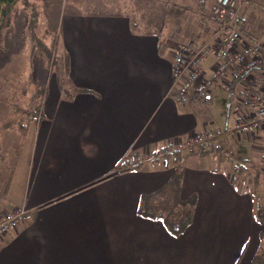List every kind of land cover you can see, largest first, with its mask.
<instances>
[{
    "label": "crops",
    "instance_id": "0c3cea01",
    "mask_svg": "<svg viewBox=\"0 0 264 264\" xmlns=\"http://www.w3.org/2000/svg\"><path fill=\"white\" fill-rule=\"evenodd\" d=\"M40 1L56 13L47 31H54L75 68L72 82L93 93L70 103L43 98V114L53 123L37 122L34 144L41 141L44 149H21L1 191L0 213L25 206L29 219L0 238V264L264 262V220L255 216L264 206L261 135L237 137L250 144L248 152L238 153L240 164L215 157L226 151L217 141L209 150L139 160L145 151L160 154L174 140L200 132L210 120L211 99L207 107L180 104L172 90L171 47L179 37L163 25L173 24L176 7L189 0ZM213 1H196L204 27L190 38L194 44L214 30L206 14ZM249 3L238 23L264 40V0ZM17 21L15 13L5 33ZM204 62L207 75L212 61ZM226 73L215 84L228 89L229 114L230 96L239 86ZM132 156L137 168H131ZM176 175L179 198L195 199L191 220L178 235L138 209L143 197Z\"/></svg>",
    "mask_w": 264,
    "mask_h": 264
},
{
    "label": "rangeland",
    "instance_id": "374dc122",
    "mask_svg": "<svg viewBox=\"0 0 264 264\" xmlns=\"http://www.w3.org/2000/svg\"><path fill=\"white\" fill-rule=\"evenodd\" d=\"M196 1H186L185 3L188 2L186 7H176L175 11L174 7H169L171 13L173 11L176 13L175 22L170 25L167 22L163 26L167 33L176 32L179 37L176 45L171 49L178 44L193 43V39L190 38L196 30L204 27L197 19L201 8L197 7ZM245 1L251 3V0ZM43 4L40 0H19L13 14L14 18L17 13L18 21L10 32H4L5 40L3 37L0 46V197L8 171L13 167V159L18 158L21 149H44L41 141H38L36 148L34 144L38 129L37 122L50 121V119L47 120L41 108L43 98H55V100L59 98L70 103L79 94L88 97L93 93L92 89L76 86L72 82L77 76L75 68L72 63L70 64L61 42H56L54 31H47V23L50 25L51 21H55L56 13ZM203 6L204 2L201 4V7ZM167 12H169L168 7L165 10V13ZM179 21L183 22L182 26H177ZM213 27L215 28L214 25ZM184 38L186 41H183ZM212 85L211 103L207 109L210 120L204 128L214 130L215 143L217 141L219 145L226 148V151H229L228 154L226 151H222L221 154L214 153L215 157L221 159L223 163H227L228 156L233 158L234 163H243L240 161L241 156L237 155L248 152L250 144L239 140L234 133V116L232 113L228 114L226 109L229 98L228 89L220 83ZM37 105L39 109L36 117L33 115L29 117L28 110ZM26 119H30V122L27 124L25 137L19 140V126L25 123ZM49 121L47 124L53 123ZM49 145L50 140L47 149H50ZM257 160L263 166V156ZM246 166L249 167L248 163ZM247 172L243 175L244 180H247ZM258 173V179L263 183L264 177L261 172ZM236 177L240 179L237 175ZM251 177H254V174Z\"/></svg>",
    "mask_w": 264,
    "mask_h": 264
},
{
    "label": "built area",
    "instance_id": "2783aa9c",
    "mask_svg": "<svg viewBox=\"0 0 264 264\" xmlns=\"http://www.w3.org/2000/svg\"><path fill=\"white\" fill-rule=\"evenodd\" d=\"M245 0H214L207 16L215 28L204 41L182 43L171 49L172 90L180 104L192 103L204 107L210 101L211 87L224 80L226 72L239 88L230 96L229 111L237 137L261 135L264 140V40L243 32L238 14ZM264 32V28H263ZM211 59L212 67L205 73L204 61ZM216 133L203 128L163 147L167 152H195L213 148ZM264 143V142H263ZM263 162H264V153ZM154 152H145L139 160H151ZM264 165V163H263ZM264 167V166H263ZM29 219L25 206L8 208L0 213V238Z\"/></svg>",
    "mask_w": 264,
    "mask_h": 264
},
{
    "label": "trees",
    "instance_id": "16d2710c",
    "mask_svg": "<svg viewBox=\"0 0 264 264\" xmlns=\"http://www.w3.org/2000/svg\"><path fill=\"white\" fill-rule=\"evenodd\" d=\"M18 1L19 0H0V46L2 44L5 30H7L11 25L14 8ZM239 27L243 32L247 33L240 24ZM158 47L159 52L164 53V51H166V46L164 45L163 40H159ZM38 109L39 106L37 105L35 108H31L30 110H28V116L31 117L33 115L34 117H36ZM29 122L30 119H26L25 123L20 124V136H18L19 140L25 137L27 130L26 127ZM164 150L165 149L163 148L161 152H163ZM177 152L178 151L167 152L165 153L164 157L172 154L174 155ZM154 154L156 153L154 152ZM131 158L132 159L130 163L134 162L131 168H137L139 166V163H137L138 161H136L137 159H135L133 156ZM179 180L180 176L176 175L173 180L168 182L167 185H164V187L159 191L153 193V195L143 197L142 202L138 208L139 211H141L142 209L141 213L145 216H151L153 218L158 217L159 220H161L164 226L167 228V231L174 235H178L183 232L182 230H184L189 224L195 200L193 197H189L186 200H181L179 198V196L177 195ZM255 216L259 221L264 220L263 205H260L257 208ZM253 264H264V262L257 258V260H255V263Z\"/></svg>",
    "mask_w": 264,
    "mask_h": 264
}]
</instances>
